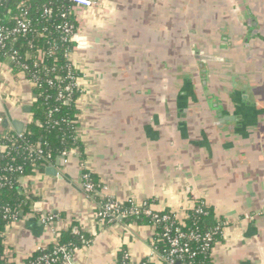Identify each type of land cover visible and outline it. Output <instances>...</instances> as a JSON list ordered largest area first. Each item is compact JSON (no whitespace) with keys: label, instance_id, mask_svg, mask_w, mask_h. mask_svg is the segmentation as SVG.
I'll return each mask as SVG.
<instances>
[{"label":"crops","instance_id":"obj_1","mask_svg":"<svg viewBox=\"0 0 264 264\" xmlns=\"http://www.w3.org/2000/svg\"><path fill=\"white\" fill-rule=\"evenodd\" d=\"M93 1L76 13L84 47L72 55L81 149L21 180L36 202L6 231L9 259L22 264L75 226L92 241L68 264H118L121 253L163 264L153 226L99 222L113 198L179 218L203 201L222 228L213 264H264V0ZM34 102L0 61V133L26 128ZM85 174L98 181L91 197Z\"/></svg>","mask_w":264,"mask_h":264},{"label":"trees","instance_id":"obj_2","mask_svg":"<svg viewBox=\"0 0 264 264\" xmlns=\"http://www.w3.org/2000/svg\"><path fill=\"white\" fill-rule=\"evenodd\" d=\"M74 8L71 0H0L1 26L14 28L16 19L25 17L31 23V31L26 36H19L16 41L9 42L6 48H0V61L8 62L15 74L22 72L26 80L35 81L32 89L35 102L29 113L31 121L22 138L14 131L7 132L8 138L0 135V144L5 147V151L0 152V264H17L6 253L5 234L13 223L12 219L5 218L8 215L6 209H9L10 215L21 219L32 212L36 202L34 197L24 194L21 180L39 170H45L64 153L81 149L74 118L79 114L78 103L82 92L75 90L69 100V94L65 93L66 98L58 100L59 94L70 84L69 72L72 71L79 78L78 72L66 58L67 54L74 53V44L63 31L66 24L78 29ZM14 53L17 55L15 61L11 59ZM38 146L43 150L42 155L37 153ZM94 178L90 176V180L97 185L98 181ZM124 206L128 208L130 204L126 203ZM198 210L203 212L199 213ZM159 214L169 215L171 220L157 223L152 217L142 215L122 217L121 222L153 226V245L161 258L169 249L164 235L169 232L174 236L175 231L180 230L187 236L184 242L195 255L185 256L179 263L213 264L212 251L220 240L221 232L209 249H204L202 241L207 234L222 231L212 207L198 201L192 210L186 212L184 218H179L169 210ZM119 218L113 222L107 219L101 223L108 226L119 222ZM74 230L75 226L61 232L57 244L36 251L22 264H46V258L55 259L54 264H63L66 253L73 255L92 241L91 236ZM125 256L123 253L119 255L118 264H131ZM140 264L152 263L144 260Z\"/></svg>","mask_w":264,"mask_h":264},{"label":"built area","instance_id":"obj_3","mask_svg":"<svg viewBox=\"0 0 264 264\" xmlns=\"http://www.w3.org/2000/svg\"><path fill=\"white\" fill-rule=\"evenodd\" d=\"M75 5V12L77 13L78 10L81 9H89L96 5V2L93 0H71ZM31 23L30 21L25 17L22 19H16V26L14 28H5L4 26L0 25V48H6L7 44L11 41H16L19 36H26L30 31ZM63 31L66 36L70 38V41L74 44V52L82 49L83 41L82 37H80L78 29H75L72 25L66 24L63 28ZM72 53L67 54L66 58L72 63ZM16 53L12 55V60H16ZM26 69V68H25ZM22 76H24V73L20 72L18 73ZM25 77V76H24ZM68 79L70 80V84L65 87L64 92H61L58 96V100H64L66 98V94H69L68 100L71 98V94L75 91H81L80 86L78 83V78L74 76L72 71L69 72ZM29 83L33 87L35 86V81H29ZM52 84V83H51ZM23 134V133H22ZM22 134H19V137L22 138ZM0 135L4 136L5 138H8L7 133H0ZM38 154H43V150L41 146H38L36 148ZM5 147L0 144V152H4ZM34 151V149L32 150ZM71 153H64L62 157L67 158ZM50 157V156H49ZM83 190L85 194L88 197L93 196L96 193V185L90 180V175L85 174L83 175ZM130 206L127 208L124 206V204L116 201L113 198H107L104 203L101 205L98 213H97V219L99 222H104L105 220L109 219L110 222H113L117 217H131V216H148L152 217L157 223L160 222H169L171 220V216L169 215H160L157 212H154L151 206L147 203L144 204H136L133 201L128 202ZM199 213H202V210H198ZM6 213L8 215H5V218H10L13 220V222L19 220L16 216L10 215L9 209H6ZM10 215V216H9ZM42 223L48 227L52 228V225L55 222V216L52 214H47L42 216L41 219ZM221 231L216 230L212 233L207 234L203 239V247L204 249H209L211 244L215 242V237L220 233ZM165 238L169 244V249L166 251V255L162 257L163 262L167 264H178L180 262L179 260L183 259L185 256L193 257L195 254L191 253V249L188 244L184 242V240L187 238L185 233L181 232L180 230H176L174 236H171L169 232H167L165 235ZM59 237V235H58ZM58 242V238H57ZM57 242L55 244H57ZM63 252H65V249H62ZM73 259V255L71 254H65L63 257V264L71 263ZM125 259L129 261V255L126 254ZM56 262L55 259H49L46 258L45 263L46 264H54Z\"/></svg>","mask_w":264,"mask_h":264},{"label":"water","instance_id":"obj_4","mask_svg":"<svg viewBox=\"0 0 264 264\" xmlns=\"http://www.w3.org/2000/svg\"><path fill=\"white\" fill-rule=\"evenodd\" d=\"M25 111H26L27 113H30L31 108H26ZM4 126H7V122H4ZM13 126H14V128H15V130H16V132H17L18 134H22L23 132L26 131L25 124H24L23 122H20V121H14V122H13ZM60 159L65 160L64 157H61ZM48 172H49L50 174H52V175H55V174H56V171H55L54 169H52V168H49V169H48ZM178 264H180V263L178 262Z\"/></svg>","mask_w":264,"mask_h":264}]
</instances>
